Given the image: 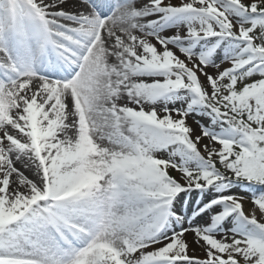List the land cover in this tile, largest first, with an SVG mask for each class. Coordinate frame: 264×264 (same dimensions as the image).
<instances>
[{
  "label": "snow or ice",
  "instance_id": "1",
  "mask_svg": "<svg viewBox=\"0 0 264 264\" xmlns=\"http://www.w3.org/2000/svg\"><path fill=\"white\" fill-rule=\"evenodd\" d=\"M0 264H264V0H0Z\"/></svg>",
  "mask_w": 264,
  "mask_h": 264
},
{
  "label": "rangeland",
  "instance_id": "2",
  "mask_svg": "<svg viewBox=\"0 0 264 264\" xmlns=\"http://www.w3.org/2000/svg\"><path fill=\"white\" fill-rule=\"evenodd\" d=\"M189 123H192V121H191V120H189Z\"/></svg>",
  "mask_w": 264,
  "mask_h": 264
}]
</instances>
